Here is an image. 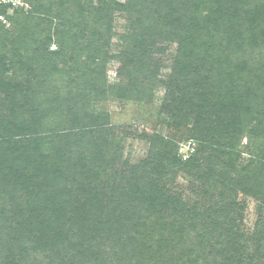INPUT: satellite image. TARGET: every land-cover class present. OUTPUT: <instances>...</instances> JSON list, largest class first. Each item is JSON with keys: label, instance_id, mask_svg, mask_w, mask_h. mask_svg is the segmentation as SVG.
Instances as JSON below:
<instances>
[{"label": "trees", "instance_id": "trees-1", "mask_svg": "<svg viewBox=\"0 0 264 264\" xmlns=\"http://www.w3.org/2000/svg\"><path fill=\"white\" fill-rule=\"evenodd\" d=\"M30 5L9 16L13 30L0 23V64L28 75L21 111L0 114V264H35L40 246L68 249L59 264H264L238 198L264 205V0ZM160 85L170 131H146L148 153L130 163L99 101L151 104ZM244 134L263 140L241 165ZM178 137L195 142L186 159ZM181 172L195 198L176 188Z\"/></svg>", "mask_w": 264, "mask_h": 264}, {"label": "rangeland", "instance_id": "rangeland-1", "mask_svg": "<svg viewBox=\"0 0 264 264\" xmlns=\"http://www.w3.org/2000/svg\"><path fill=\"white\" fill-rule=\"evenodd\" d=\"M30 6L28 7L29 10ZM124 25L125 20L123 17H119L116 21L114 30L119 32L120 28ZM6 28L13 30L15 28V23L11 22L10 20L9 24L6 25ZM33 43L35 46L36 44H40V42ZM120 44L121 38L116 32L112 38L111 48L113 54L119 53ZM57 48L58 43L55 41L50 46V49L56 50ZM172 48L174 49L173 46ZM33 52L34 51L31 50V53H29L30 56L33 55ZM27 61H30L29 65L37 66V64L32 62V59ZM170 64L171 58L169 57L166 59V67L162 69L161 77H167V74L170 72V68L168 67ZM119 66V61L116 59L110 60L107 64V80L109 84L119 83ZM27 77L28 75H15V73L10 69L9 65L4 67L2 63L0 64V114H14L12 112V108L15 110L18 109L17 112L21 111L20 103L21 101L24 102L26 98L22 96L23 92L20 90V88L26 85ZM164 95L165 87L160 85L156 89L154 98L155 102L151 104L135 102L133 100H120L117 95H111V97H109L107 100L99 101V106L111 114L112 123L120 131V137L122 138L120 145L123 148V158L128 159L130 163H136L147 155L150 142L149 139L144 137L146 131L148 132L152 129H158L161 133H169L170 130L168 129L167 124L160 120L157 110L158 106L163 101ZM12 99L16 100L12 101ZM262 140L263 138L256 137L254 135H242V138L238 144L239 151L242 154L240 159L242 160L241 165H243L253 154L259 151V144L262 142ZM177 142L183 146L182 138L178 137ZM239 167L240 164L238 168ZM189 186H191V179L186 174V172H181L178 174L176 179V188L186 193L189 192L187 195L188 198H195L196 194L191 192L192 190L188 188ZM238 198L240 201H245L247 204L243 210V217L241 221V227L244 230L246 238L249 240V238L255 234L257 230L258 233L256 236L261 239L264 244V232H260V229L263 228L264 225V205L261 208L260 202L243 193H239ZM86 211L88 210L83 208L84 214ZM251 242H253V239H251L248 243ZM37 250L38 251H33L31 254L32 258L29 259L30 261H34L35 259V264H59L63 258H68V249L60 250L64 251L62 255L60 251V253H58L57 249H52L50 247L40 246ZM46 254H50L51 257L46 258Z\"/></svg>", "mask_w": 264, "mask_h": 264}, {"label": "built area", "instance_id": "built-area-1", "mask_svg": "<svg viewBox=\"0 0 264 264\" xmlns=\"http://www.w3.org/2000/svg\"><path fill=\"white\" fill-rule=\"evenodd\" d=\"M30 6V0H0V23L8 25L10 22L9 16L12 15L15 9L28 8ZM194 141L184 143L181 152L184 159L190 156L194 150Z\"/></svg>", "mask_w": 264, "mask_h": 264}]
</instances>
